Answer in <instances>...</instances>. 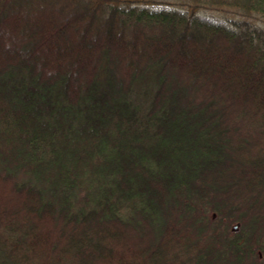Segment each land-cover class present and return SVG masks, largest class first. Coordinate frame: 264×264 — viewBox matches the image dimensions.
I'll return each mask as SVG.
<instances>
[{
  "label": "trees",
  "instance_id": "1",
  "mask_svg": "<svg viewBox=\"0 0 264 264\" xmlns=\"http://www.w3.org/2000/svg\"><path fill=\"white\" fill-rule=\"evenodd\" d=\"M0 0V264H264V0Z\"/></svg>",
  "mask_w": 264,
  "mask_h": 264
},
{
  "label": "rangeland",
  "instance_id": "2",
  "mask_svg": "<svg viewBox=\"0 0 264 264\" xmlns=\"http://www.w3.org/2000/svg\"><path fill=\"white\" fill-rule=\"evenodd\" d=\"M161 3L150 4L148 7L154 10H186L187 7L181 5L176 0H160ZM196 16L209 22L224 25L226 27H233L234 22L241 20H249L253 24L264 28V21L257 17H246L235 9L221 8V9H201L197 11Z\"/></svg>",
  "mask_w": 264,
  "mask_h": 264
}]
</instances>
